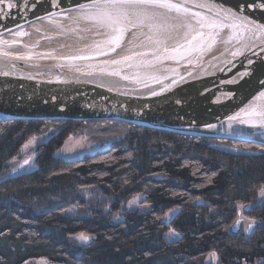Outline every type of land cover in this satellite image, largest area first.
I'll list each match as a JSON object with an SVG mask.
<instances>
[{
	"label": "trees",
	"instance_id": "obj_1",
	"mask_svg": "<svg viewBox=\"0 0 264 264\" xmlns=\"http://www.w3.org/2000/svg\"><path fill=\"white\" fill-rule=\"evenodd\" d=\"M45 134L34 168L12 174L23 146ZM73 134L101 149L55 156ZM90 187L113 202L76 214L70 207L85 209L79 194ZM262 190V145L118 120L0 121V264H212L208 253L217 264H264ZM138 194L141 206L113 220ZM239 211L243 224L233 232Z\"/></svg>",
	"mask_w": 264,
	"mask_h": 264
},
{
	"label": "water",
	"instance_id": "obj_2",
	"mask_svg": "<svg viewBox=\"0 0 264 264\" xmlns=\"http://www.w3.org/2000/svg\"><path fill=\"white\" fill-rule=\"evenodd\" d=\"M7 2L13 4L12 9ZM7 2L0 4V37L36 20L101 9L93 0ZM170 2L190 12L150 5L134 9L123 6L130 12L151 10L172 16L164 36L76 54L24 55L0 48V121L118 120L189 136L264 146V126L259 117L244 114L246 109H264V98L260 96L264 92V35L257 29L264 25V0ZM223 10L236 13L241 18L236 23L243 26L201 28L197 23L206 17V22L230 25L233 21ZM191 13L201 16L193 17ZM198 31L218 33L210 50L207 44L203 52L195 50L199 37L192 45L187 43ZM236 116L239 118L230 119ZM25 161L12 174L20 172ZM240 215L241 211L231 226L233 232L243 224Z\"/></svg>",
	"mask_w": 264,
	"mask_h": 264
},
{
	"label": "bare ground",
	"instance_id": "obj_3",
	"mask_svg": "<svg viewBox=\"0 0 264 264\" xmlns=\"http://www.w3.org/2000/svg\"><path fill=\"white\" fill-rule=\"evenodd\" d=\"M101 9L88 12H68L52 18L36 20L0 37V48L24 55L36 53L76 54L98 47L116 46L110 43L117 35L112 28L98 22ZM136 26L124 21L126 28L119 45L139 42L154 36H164L173 17L151 10H136ZM130 12V11H129ZM132 12V11H131ZM130 12V13H131Z\"/></svg>",
	"mask_w": 264,
	"mask_h": 264
},
{
	"label": "snow or ice",
	"instance_id": "obj_4",
	"mask_svg": "<svg viewBox=\"0 0 264 264\" xmlns=\"http://www.w3.org/2000/svg\"><path fill=\"white\" fill-rule=\"evenodd\" d=\"M7 0H0V4H5ZM94 5L101 8L102 10L98 13V22L105 27L112 28L114 32L117 33L110 43H114L117 47L119 46V42L123 36V34L126 31V28L124 26V21H127L128 24L131 25V27H135L136 24L133 22L132 17L133 16H139L141 13L133 10L131 13L123 6H129L132 7L133 9L136 6L140 5H150L154 7H159V8H165L169 10H176L177 12H183L184 14H188L190 12V9L187 7H184L181 4H176V3H171L170 0H104L103 4L99 3V0H93ZM197 7H207L206 4H197ZM7 7L9 9L13 8V4L10 2H7ZM108 7L111 8V11H107L104 9H107ZM3 9L0 8V12H2ZM225 12V15L229 18L232 19L233 23L229 24H224V23H218L217 21L213 20L210 22H206L207 18L202 17L201 19L197 20V23L200 24L201 28L203 27H209V28H220L223 29L225 27H231L233 29L237 27H242L243 23L238 25L236 23L237 20H240L241 18L236 15V13L231 12V10H223ZM193 17H200V13H191ZM246 19V18H244ZM187 27L189 30L192 29V25L189 23L187 24ZM258 31L261 33V35H264V25H259L257 26ZM216 35L218 33L213 34V33H208L207 35L202 32L198 31L195 35L192 36L191 40H188L187 43L189 45H192L193 41H197V38L199 37V41L195 46V50H199L201 52L204 51V45L207 44L208 49L210 50L211 47L216 43ZM185 36H187V33H185ZM231 39V37H229ZM181 48L184 47V45H180ZM179 49H174L173 51H178ZM189 50H193L190 48ZM111 51H115V48H112ZM238 53H233V55H237ZM80 59H87L88 57H77ZM125 59H130V57H126ZM115 63H119L120 61H114ZM252 61L249 60V63ZM115 74V73H113ZM241 76L248 75V73H242L240 74ZM264 83V81H262ZM153 95H156V93H153ZM261 98H264V92L260 93ZM244 114L249 116V117H259V123L264 126V109L257 110L256 108H250L244 110ZM239 116L236 117H230V119H238ZM247 122V121H245ZM25 163H28V161H25ZM262 195H264V190H262ZM249 228L252 227V224L248 225ZM78 239L81 241H88L90 237L86 235L85 233H80L78 236ZM213 256L215 253L212 254Z\"/></svg>",
	"mask_w": 264,
	"mask_h": 264
},
{
	"label": "rangeland",
	"instance_id": "obj_5",
	"mask_svg": "<svg viewBox=\"0 0 264 264\" xmlns=\"http://www.w3.org/2000/svg\"><path fill=\"white\" fill-rule=\"evenodd\" d=\"M47 137H48V135H46V134L40 135V136H35V137L31 138L23 146V148L21 149L20 158L13 160L15 167H17L23 161H25L27 159L29 160L28 163L24 167H22V170L20 172H26V171H29L32 168H34L33 167V166H35L34 149L36 148V145L41 143ZM100 149H101V145L94 143L88 137L80 136V135L78 136V135L73 134L72 136H70L65 141V143L59 149H57L55 151V156L73 159L74 157L78 158V157H82L86 154L94 153ZM233 150L239 151V149H233ZM15 167H13L12 170H14ZM79 195L84 196L87 199L88 203H87L85 209H79L76 206H72L70 208L76 214H82V215L83 214H85V215L90 214L91 210H92L91 206H98V205H102V204H104L103 209L105 211H107L108 208L110 207L109 205L114 200L112 197H109V195H107L100 187H90L88 189L86 188V189L80 191ZM142 199H143V195L138 194L135 197H133V198L129 199L128 201L124 202L123 204H121L122 206H121L120 210L113 214V216H112L113 220L121 221L123 219V216H122L123 212L125 210L130 209V208H136V207L141 206L140 202ZM78 236L79 235L76 236L77 239H78ZM173 236L177 237L178 234H176V232H174V231H170L169 233L166 234V237H168L169 239H172ZM88 241H83V242H88ZM212 254L213 253H208L205 260L209 263L217 264V256H216V254L214 256ZM32 264H49V262L47 261L46 258H38V259L34 260L32 262Z\"/></svg>",
	"mask_w": 264,
	"mask_h": 264
}]
</instances>
